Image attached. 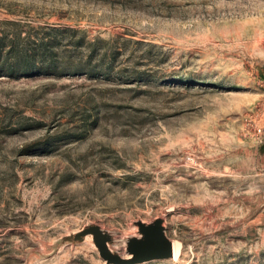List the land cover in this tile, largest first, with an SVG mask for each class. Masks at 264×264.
<instances>
[{
  "label": "rangeland",
  "instance_id": "1",
  "mask_svg": "<svg viewBox=\"0 0 264 264\" xmlns=\"http://www.w3.org/2000/svg\"><path fill=\"white\" fill-rule=\"evenodd\" d=\"M157 219L144 264H264V0H0V264Z\"/></svg>",
  "mask_w": 264,
  "mask_h": 264
},
{
  "label": "water",
  "instance_id": "2",
  "mask_svg": "<svg viewBox=\"0 0 264 264\" xmlns=\"http://www.w3.org/2000/svg\"><path fill=\"white\" fill-rule=\"evenodd\" d=\"M135 225L140 237L127 241V258L109 250L108 244L111 242V236L97 226H88L67 240L80 242L84 237L91 236L104 264H144L173 258V242L166 237L162 220L157 219L150 224L137 222Z\"/></svg>",
  "mask_w": 264,
  "mask_h": 264
},
{
  "label": "trees",
  "instance_id": "3",
  "mask_svg": "<svg viewBox=\"0 0 264 264\" xmlns=\"http://www.w3.org/2000/svg\"><path fill=\"white\" fill-rule=\"evenodd\" d=\"M15 45H14V43L13 42H11V44H10V48H11V51L12 50H14L15 49V47H14ZM16 63H15V65H14V67H18V63H21V72L22 73H26V68H25V65H28V63L30 64V60L28 59V57H26V56H24V57H22V58H17L16 59ZM4 71H6V72H13L14 71V68H13V66H6L5 68H2Z\"/></svg>",
  "mask_w": 264,
  "mask_h": 264
},
{
  "label": "bare ground",
  "instance_id": "4",
  "mask_svg": "<svg viewBox=\"0 0 264 264\" xmlns=\"http://www.w3.org/2000/svg\"><path fill=\"white\" fill-rule=\"evenodd\" d=\"M179 249L173 244V259L178 256Z\"/></svg>",
  "mask_w": 264,
  "mask_h": 264
}]
</instances>
